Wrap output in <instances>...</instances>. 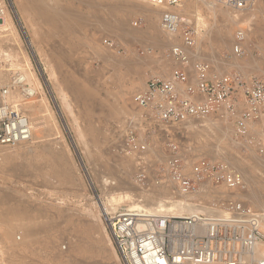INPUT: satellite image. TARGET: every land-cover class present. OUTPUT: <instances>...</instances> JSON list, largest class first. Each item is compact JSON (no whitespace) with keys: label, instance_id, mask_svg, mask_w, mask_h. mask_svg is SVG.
Listing matches in <instances>:
<instances>
[{"label":"rangeland","instance_id":"1","mask_svg":"<svg viewBox=\"0 0 264 264\" xmlns=\"http://www.w3.org/2000/svg\"><path fill=\"white\" fill-rule=\"evenodd\" d=\"M124 3L138 1L6 2L16 46H10L9 53L2 47L11 56L6 61L0 57L7 71L3 73L12 78L13 74H22L21 70L28 66L40 86V94L22 104L35 103L42 96L46 111L41 115L45 124L33 129L39 140H32L31 136L26 144L0 148V264H123L102 217L104 205L108 206L107 197L112 188L119 187L141 206L144 202L139 201H143L145 195L158 194L161 186L170 187L164 179L157 180L162 177L174 148L187 167L205 158L223 162L230 168L234 166L233 171H237L234 175L241 181L239 187L208 185L213 193L205 196L206 207L218 208L225 202L243 203L264 213L255 208L252 200L239 198L248 192L264 196L263 169L254 158L262 159L236 146L232 133L227 142L223 139L219 144L223 149L219 155L227 158L229 162H226L212 152V146L216 145L214 139L204 133L196 139L191 135L190 130L200 125L197 120L166 128L152 121L133 103L132 98L142 88V83L153 73L168 74L171 62L167 58L168 47L162 53L159 48L145 47L109 29L124 15L131 30L141 32L147 28L148 20L144 15L125 10ZM219 8V24L206 8L200 11L197 22L193 17L184 18L194 28L202 54L229 60L231 54L226 48L209 47L196 34L208 36L213 27L229 21V14L224 15V8ZM260 10L264 11V0H257L247 16L233 18L237 23L255 15L252 18L255 30L245 44L251 54L247 48L244 55L237 58L239 65L245 67L241 72L249 75L264 74V25L260 21ZM238 29L230 25L226 39L229 47ZM175 43L171 42V46ZM113 58L116 62H112ZM138 60L142 61L141 65L137 64ZM247 64L256 66L252 69L253 66ZM223 70L237 69L223 66ZM34 86L33 80L23 84L24 89ZM21 110L25 113V109ZM30 115L27 112L29 120ZM219 123L222 130L231 127L226 122ZM129 132L143 143V153L132 154L125 149ZM237 161L251 168V179L242 176ZM171 193L177 199L172 188ZM125 200L128 204L129 200ZM123 203L116 211L130 210ZM69 256L73 259L67 262L65 259Z\"/></svg>","mask_w":264,"mask_h":264},{"label":"built area","instance_id":"2","mask_svg":"<svg viewBox=\"0 0 264 264\" xmlns=\"http://www.w3.org/2000/svg\"><path fill=\"white\" fill-rule=\"evenodd\" d=\"M3 1L13 3L0 0V30L5 15ZM135 1L172 8L187 0ZM206 1L240 13L257 4V0ZM260 21L264 25V11ZM161 24L176 34V43L167 55L171 69L166 76L150 75L133 96V103L166 128L208 117L226 122L232 129V142L264 161V74L219 70L207 61L193 59L192 55H197L194 28L171 12L162 16ZM247 33L246 27L234 33L231 55H244ZM5 70L0 60V72ZM23 84L17 73L7 85L0 83V148L31 139L33 128L20 105L33 96L26 93ZM17 93L22 96L18 102ZM124 145L132 154L145 150L132 132ZM176 149L157 182L164 179L177 195L192 198L209 184L224 188L241 185L238 175L225 163L202 158L187 167ZM208 209L211 212L182 217L125 210L106 213L103 218L123 264H264V256L256 257L259 245L264 244L261 213L232 202Z\"/></svg>","mask_w":264,"mask_h":264},{"label":"bare ground","instance_id":"3","mask_svg":"<svg viewBox=\"0 0 264 264\" xmlns=\"http://www.w3.org/2000/svg\"><path fill=\"white\" fill-rule=\"evenodd\" d=\"M139 2L140 1H138V3H134V4L124 3L123 8L125 10L137 12L139 14L144 15V17L148 20L147 28L144 31L136 32V31L131 30L130 24H129L125 15L120 17L118 22L114 25H111L109 27V29L116 31V32H119L121 37L129 39L131 41H135L139 44H143L145 47L147 46L149 48H159L162 53L165 52V48L171 47V42L175 43V41H176L175 40V36H176L175 32L165 29L161 24V18L165 13H168V12L174 13L181 20H184L185 22H187L188 20H186L184 17H193L194 21L197 22L199 19L200 11H202L204 8H206V9L210 10L211 17H213L215 19L216 24H219L218 18H221V15H219V13L221 14V12H219V11H221V8H219V6H213V4H211L210 2H208L206 0H187L186 2H184L183 4H181L178 7L168 8L166 6H160V7L155 6L156 9H149L145 5L146 3H143V2L139 3ZM2 3H3V6L5 8V15H4L3 24L1 27L2 31L0 30V33L1 32L3 33L2 35H0V54H1L0 57L2 56L3 57L2 59L4 61H6V60L11 59V56L8 53H9V49H10V51L12 49L9 47L10 46L15 47L16 45L12 39V30H13L12 18H11L9 10L7 9L6 2L3 1ZM179 8H180V10L178 11L177 9H179ZM256 12H257V10L255 11V13ZM222 13L224 15L226 14V16L229 14L227 16L229 21H227L224 24L222 23L220 25L213 27L210 34L208 32H206V33H208V36H206L204 34L198 35L197 32H196V34H197V37H199L202 41H204V43L206 45H208L209 47H212L214 45V46H218L221 48H226L229 51V53L231 54V48H232L233 42L231 43V47H229L227 42H226V39L229 35L230 25L238 26V28H244L243 25H246V29H247L248 33L246 35L245 44H247V39H248L249 35H251V33L255 30V28L252 27L253 26L252 25V23H253L252 18L255 15L244 18L243 20H241L242 23L240 21H238L236 23V21L233 19V18H236L235 15H238L239 17H245L248 15V13L245 15H242V13H240V12L230 11L226 8H224V10H222ZM196 43H197V45H196L197 55L193 54L192 55L193 59H196V58L201 59V60L203 59L207 62L212 63L213 66H215V68H217L219 70L223 69V66H226V67L227 66L228 67L233 66L234 68L237 69L236 71H238V72H241L245 68V67L243 68V66L239 65V63L237 61V57L234 55H231V59H229V60H227V59L223 60V59L219 58L218 55L213 54V55L208 56V55L202 54L199 43L198 42H196ZM3 46H5V48H7V49H5L8 51L7 54L2 50ZM17 50L18 51L20 50L19 47L17 48ZM248 50H249V48H248ZM249 54H251L250 50H249ZM250 56H252V55H250ZM108 57L109 56H107V60L109 59ZM112 60H111L112 62H116V61H114V58ZM135 60L137 61L136 58H135ZM141 60L140 61L138 60L137 64H139V62L141 63L143 61V60L142 61ZM147 60H149V59H147ZM230 60H233L232 63L230 62ZM152 61H151V64H152ZM132 64L134 65V63H132ZM132 64L129 63V65H132ZM153 64L156 65V61L153 62ZM139 65H141V64H139ZM247 65H251V64H247ZM251 66H253V67H251L253 69V68H255L256 65L253 64ZM146 69H148V68H146ZM154 70H155V68H154ZM21 73L22 74L19 73V81L20 82H28L29 83L32 80L36 82V87L34 86L33 88H28L27 90H25L26 93L31 95V96H34L35 94L39 95L40 94V92H39L40 86L37 83V79H36L34 73L31 72V70L29 69L28 66H26L25 69H22ZM241 73H244V72H241ZM251 73H253V72H251ZM148 75H150V74L148 73ZM152 75H156V73H153ZM166 75H168V74H166ZM166 75H163V76H166ZM9 80H10V78L8 77V75L6 73L0 72V83H1V85L2 84L7 85ZM135 84H139V81H135ZM144 84H145V82L142 83V87L144 86ZM21 97H22L21 93H17V96H16L17 102L21 101ZM20 108L25 109L26 114L25 113L24 114L26 116H27V112L31 113L30 122L33 124V127H32L33 129L35 127L41 128L45 124V122L43 120V116L41 117V115L43 113H45V111H46V102L42 96L38 97L37 102H35V103L21 104ZM27 117L29 118V116H27ZM194 121H195L194 119H191V120H189L183 124H186V123L191 124V122H194ZM197 121L199 122L200 125L198 126V124H197L198 127L196 126V129H193L192 131L190 130L191 135L194 136L196 139L199 135H201V133H204L210 139H214L216 141V145L212 146V148L214 150V151L212 150V152H215L218 156H220L219 158H221L222 160L229 162L227 158H223V155L222 156L219 155V154H221V152H223V149L221 148V146L219 144L223 143V139H224V143L227 142V140H229V134L231 133V130H232L231 127H229V129L226 131L222 130L219 127L220 126L219 121L215 120L212 117L199 119ZM39 139H40L39 137L34 136V131L32 130V140H39ZM23 144H26V143H23ZM23 144H19V145H23ZM9 148H12V147H9ZM254 159H255V161L258 162L257 165L262 167L263 176H264V161L256 159V158H254ZM237 163L239 165V171L242 174V176L250 177V179H251L253 177L251 168L248 165L243 164L242 162L237 161ZM232 165H233V163H232ZM233 167L234 166H232L231 169H233ZM236 172L237 171H235L234 173H236ZM124 184L126 186V183H124ZM161 188H162V191H160L158 194H147V195H145V197H143L144 200L139 201V203L144 202L143 205H141V206L137 205L136 200L132 199L133 197L126 195V193L120 191L121 189L119 187L117 189L112 188L108 197L106 196L108 198V202H107L108 206L104 205V208L102 209L103 210L102 217H104L106 213L111 214V213L115 212L117 210V207L121 203L126 201L125 198H127L129 200L128 204L125 202L124 203L127 204V206L129 207L130 210H132V211H144L145 213H148L150 215H163V216L174 215L177 217H182V216L198 214V213H202V212H206V211L211 212V210L208 209L209 207H206L204 205V202H203L206 195L208 196V194L213 193V191L211 192V190L208 189L209 186L202 188V190L192 198L182 197V196L178 195L177 199H175L172 196L170 187L161 186ZM222 195H224V194H222ZM156 198H159V200L155 201ZM239 198H241L243 200H247V201L252 200L255 208L261 212H264V196L257 194V193H254V192H248L247 194H245L243 196L241 195ZM30 210H32V209H30ZM261 215H262V222H261V226H260V231H261L262 235L264 236V234H263L264 233V213ZM14 223H16V222H14ZM25 225H27V224H25ZM22 226L23 225L21 224V227ZM15 227H17L16 224H15ZM28 227L29 226L26 227V230H28L27 229ZM90 227L93 228L92 225H90ZM30 228H32V226ZM24 229H25V226H24ZM29 232H31V231H29ZM258 248L261 250L256 253V257H258L260 255L264 256V244H260ZM77 250H78L77 246H75V251H77ZM72 259H73V256H69L65 260L68 262V261H72ZM96 263H98V262H96ZM84 264H85V262H84Z\"/></svg>","mask_w":264,"mask_h":264}]
</instances>
